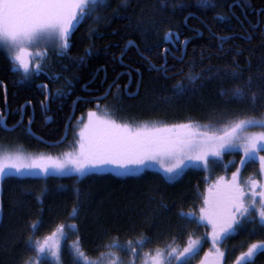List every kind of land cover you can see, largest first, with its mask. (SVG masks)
Segmentation results:
<instances>
[{"label":"trees","instance_id":"1","mask_svg":"<svg viewBox=\"0 0 264 264\" xmlns=\"http://www.w3.org/2000/svg\"><path fill=\"white\" fill-rule=\"evenodd\" d=\"M232 1L214 0L215 7L203 8L199 0H182L183 7L173 8L176 0H165L166 7H161V0H105L106 7L96 8L74 29L68 55L54 53L43 70L31 72L27 78L0 51V106L3 107L5 86L8 126L19 122L20 109L25 106L21 126L13 131L0 127V143L29 150L47 149L25 133L27 102L34 105V133L53 142L63 136L76 96H90L82 87L93 93L97 89L104 95L111 83L114 84L100 108L87 101L75 104L68 144L52 150L66 148L76 120L94 109H107L121 123L169 125L193 121L219 126L233 119L263 116L264 100L253 102L250 95L243 100L234 99L231 89L244 86L249 76L252 87L247 91L264 89V0H238L240 5L229 10ZM168 28L179 31L180 40L190 39L180 66L182 74L165 78L151 68L149 60L159 64L157 56L165 46L162 39ZM220 37H224L223 43ZM122 52L125 54L121 60ZM79 57H84L82 63ZM233 57L242 69L240 79H232L228 74L236 67ZM133 69H139L140 76ZM201 70V78L193 82L186 79L189 71ZM130 76L129 92L134 93L138 82L139 87L134 95L127 96L123 89ZM178 81L186 87L182 95L175 91ZM40 82L48 86L50 98L54 96L49 100V123H45L39 105L45 100L43 88L38 90L34 86ZM56 89H62L64 94H56ZM229 154L236 162L239 160V152L226 156ZM242 170L255 175L258 163L250 161ZM204 184L202 169H189L172 181L154 171L129 176L89 173L80 178L6 176L0 184V264H22L28 257L36 264H53L49 258L53 259L52 255L37 257L35 249L26 247L25 241L31 236L33 243L41 242L59 233L60 225L75 228L62 232L65 238L55 259L59 264H76V243L90 261L99 264L107 256L112 257L111 253L118 254L122 247L127 248V256L133 260L137 253L155 251L173 241L185 244L189 236L199 237L201 242L197 254L188 260V264H193L211 248L210 241L205 226L189 222L181 212H195L198 216ZM74 205L79 207L76 216L70 215ZM33 221L39 222L35 229L31 227ZM140 237L146 242L137 243ZM113 240L122 247L109 248ZM258 240H264V228L256 222L245 223L221 242L227 253L225 261L230 262L239 251ZM131 249H135V254ZM254 264H264V252L256 255Z\"/></svg>","mask_w":264,"mask_h":264},{"label":"snow or ice","instance_id":"2","mask_svg":"<svg viewBox=\"0 0 264 264\" xmlns=\"http://www.w3.org/2000/svg\"><path fill=\"white\" fill-rule=\"evenodd\" d=\"M199 4L203 8L215 7L214 0H199ZM89 6H91L90 10L86 11ZM106 6L105 0H0V45L15 50L11 59L15 62V66L23 70L27 78L31 75V69L25 57L31 58L32 53L25 45H30L42 38L52 40L57 42V54L67 56L71 48L74 29L96 8ZM166 6L165 0H161V7ZM241 6L247 7V5ZM172 7H183L182 0H176ZM262 34H264V29H262ZM248 35L251 36V33ZM179 36V31H174L172 28L165 30L162 39V43L166 45L161 57L163 63L156 64L149 60L151 68L162 73L165 78H168L172 70L167 62V55L170 52L167 45L173 47L186 45L190 39L185 37L180 41ZM220 39L223 43L224 37ZM131 43L130 41L129 44ZM178 50L182 56L183 47H179ZM236 51L239 52L240 49L237 48ZM124 54L121 53V60ZM173 58L180 59L181 57L173 54ZM83 60L84 57H79L81 63ZM233 60L236 67L231 68L228 74L232 79H240L242 69L235 61V57ZM41 67V64H36L37 70ZM133 70L137 73L140 71L139 69ZM202 72L203 70L201 72L189 71L186 79L193 82L201 78ZM118 76L119 73H117ZM55 78H58V75ZM68 83L71 84V81L69 80ZM42 87L47 88L48 86L42 85ZM251 87L252 77L249 76L244 86H235L231 89L232 98L243 100L250 95L253 102L256 99L264 100V89L260 92L246 90ZM185 90V85L178 81L175 88L176 93L182 95ZM56 94L63 95L64 92L62 89H56ZM87 115L88 121L79 130L80 139L75 150L64 152L58 157L31 155L21 151L0 153V178L13 172L23 174L32 170H39L44 174L75 172L84 175L90 170L110 168L120 174H131L148 166L150 162L156 161L168 174V179L172 180L182 173L188 162L199 161L206 167L209 157H221L228 151L243 153L240 158L242 166L250 161L258 160L261 174H264V155H260L264 152V131H247L251 127L264 128V116L233 119L222 125L214 126L200 125L193 121L171 125L155 122L121 123L107 109L103 114L89 110ZM31 119L29 117L30 123ZM4 127L7 128L6 123ZM240 171L238 167L232 173V180L225 186L223 196L205 198L206 207L200 208L199 216L195 212H181L189 222L199 224L206 220L212 228L208 235L211 236L214 245L222 242L230 234L237 233L245 223L256 222L264 228V184L259 185L261 190L257 193V181L252 180L251 187L248 189L251 199L246 200L245 187L238 180ZM257 197H259V205H257ZM253 211L257 215L250 219ZM78 214L79 207L74 205L70 215ZM38 223V221H33L31 227L37 228ZM65 228H75V225L59 226L61 232ZM145 242L144 237L137 239L139 244ZM128 244L131 247L132 241ZM199 245V237L189 236L188 243L182 250L171 248L170 251L165 252L163 249H157L155 255L151 257V264H169L173 256L177 264H188V260L197 254ZM25 246L33 247L37 257L46 251H51L53 258L59 257V246L55 245L53 250V247L48 246V238H45L43 243L39 241L33 243L30 236L25 241ZM108 247H121V245L113 240ZM131 250L135 254V249ZM73 251L76 264H80L81 261L83 264H96L89 260L81 250L79 243L74 245ZM260 252H264V240L250 243L247 250L242 251L236 257L234 264H254V258ZM111 255L115 256V253ZM208 255L209 253H205V257ZM226 255L225 251L216 248L217 262L224 260ZM22 264H36V261L28 257L22 261ZM201 264H205V261L202 260Z\"/></svg>","mask_w":264,"mask_h":264},{"label":"rangeland","instance_id":"3","mask_svg":"<svg viewBox=\"0 0 264 264\" xmlns=\"http://www.w3.org/2000/svg\"><path fill=\"white\" fill-rule=\"evenodd\" d=\"M25 47L28 48V50L32 53L31 58L25 57L29 62L31 72L40 71V70L36 69L37 63L41 64V66H42L41 70H43L44 69L43 65H46L48 63V61L52 59L53 54L57 52L56 51L57 42L52 41V40L43 39V38L38 39L37 41H34L30 45H25ZM0 51H3L11 59L13 52L15 50H10L5 46L0 45ZM12 62L14 64V68L23 72L22 69H19L18 66H15V62L13 60H12ZM93 111H96L98 114H103V112L99 109H94ZM87 114H88V111H86L83 115H81L76 120L77 122L74 124V132H73L72 140L69 142V145L62 150L53 151V150L41 148V149H38L36 151H32L29 149L28 150L23 149V147H21L19 145H14V144L10 145V144H6V143L5 144L0 143V153L21 151L25 154H31V155H46V156L50 155L53 157H58L64 152L73 151L78 147L77 142L80 139L79 130L88 121V115ZM263 116H264V114H263ZM257 118H259V117H257ZM195 123H197V122H195ZM157 124H159V123H157ZM197 124H200V123H197ZM200 125H204V124H200ZM247 131H249V132H260V131H264V128H260L258 126L257 127H251L249 129H247ZM235 152H239V156H240L239 160L237 162L235 161L233 155L229 154L230 156H228V157L226 156L228 153H235ZM241 155H243V153L240 151H228V152H225L221 157H209L206 167L202 162H199V161L188 162L185 165V167L183 168L182 173L177 175L175 179H178L179 177H181V175H183L189 169H202L203 180H205V184H204V187H203L202 193H201V206H200V208H202V207H206V205L204 203L206 197H209L211 199L214 196H223L224 195L225 186L228 184V182H230L232 180V173L235 172L237 170V168L239 167L241 169V171L239 173L238 180H239V183H241L245 187L246 200H250L251 195L248 192V189L251 187V181L252 180L257 181L256 191H257V193H259V191L261 190L259 185L264 184V174H261L260 165H259L258 160L256 161L258 163L257 174L250 175V173L242 172L243 171L242 169L245 167L246 164L243 166L241 165V162H240ZM260 155H264V152L260 153ZM234 163H235V165H234ZM215 168H218L220 171L214 172ZM146 171L157 172L164 179L169 180L168 174H166L164 172V170L161 167V165L159 164V162H156V161L150 162V164L148 166L143 167L138 172L131 173V174H120L116 171L111 170L110 168L109 169H100V170H90L86 174H89V173H109V174L116 175V176H129V175H138V174H141V173L146 172ZM86 174H84V175H86ZM84 175H80V174L75 173V172H63V173L55 172V173L44 174V173L40 172L39 170H32L30 172H26L23 174H17L15 172H13L9 175H5L4 177H6V176H16V177L76 176V177L80 178ZM3 178H0V184H1V181L3 180ZM175 179H172V180H175ZM172 180H169V181H172ZM257 205H259V197H257ZM199 215H200V211L198 213V216ZM256 215H257V213L255 211H253L251 213L250 219L253 217H256ZM200 223L205 226V231H206L205 235L207 236V239H209V241H210L209 243H210L211 248L206 250L197 259V261L194 260L193 264H201L202 260L205 261V264H234L236 257L242 251L247 250L248 245L245 249H243L242 251H239L233 257V259L230 262H226L225 259L217 262L216 258H215L216 248L218 247L221 251H225V249L222 248L221 242H219L215 245L213 244L211 236L208 235L212 231V228L210 225H208L207 221L204 220ZM47 238H48V246L53 247V250H54V246L58 245L59 251H60V246H61L63 239L65 238V233H62L60 231L56 235H52V236L50 235ZM44 241H45V239L42 240L41 243H43ZM187 243H188V241L185 244L173 241L170 244L169 243L165 244L164 246H162L159 249H163V250H165V252L170 251L171 248H177L178 250H182L187 245ZM200 246H201V242H200L198 250L200 249ZM167 247H168V250H166ZM118 251H120L118 254H115V256H112V257L107 256V259L104 262L99 263V264H110V262H114V264H151V257L153 255H155V252H156V250L155 251L147 250V253H143L141 255H139V253H137V255L133 257V260L131 259L132 260L131 261L129 259V256H127V248L126 247H122V248H120V250L118 249ZM46 252L47 253H44V254H47L48 256L52 255L51 251H46ZM148 252H150V253H148ZM205 253H209V255L207 257H205ZM44 256H46V255H44ZM49 258L51 259L53 264H59L58 262L55 261L56 258H53V259L51 257H49ZM169 264H177V260H176L175 256H173L170 259Z\"/></svg>","mask_w":264,"mask_h":264},{"label":"flooded vegetation","instance_id":"4","mask_svg":"<svg viewBox=\"0 0 264 264\" xmlns=\"http://www.w3.org/2000/svg\"><path fill=\"white\" fill-rule=\"evenodd\" d=\"M229 5H237V6H239L240 5V2L238 1V0H234V1H232ZM232 9V7H229V10H231ZM258 21H260L259 20V18H258V20H257V23H258ZM264 29V28H263ZM179 39V38H178ZM180 40V39H179ZM182 40H184V39H182ZM182 40H180V41H182ZM187 45V44H186ZM186 45H178L177 47H173L172 45H167V47L170 49V52L168 53V55H167V62H168V65L170 66V67H172V70L169 72V74H168V76L169 77H172V76H176V75H181L182 74V70L180 69L181 67V63H182V61H183V58L185 57V48H186ZM166 47V45L162 48V50H161V52L158 54V56H157V59H158V62L157 63H159V64H161V63H163V60H162V56H163V49ZM179 47H183V49H184V54L181 56V52L178 50L179 49ZM221 48V47H220ZM173 54H175V56L176 57H181L180 59H174L173 58ZM23 73V72H22ZM139 76H140V73L138 74ZM114 83H111V84H109V86H108V88H107V90H106V92L108 91V89H109V87L111 86L112 87V85H113ZM132 84V78H131V76L129 77V81H128V85H127V88H124L123 89V91H124V93H125V95H127V96H132V95H134L135 94V92H136V90L138 89V87H139V82L135 85V90H134V93H130L129 92V87L130 86H132L131 85ZM42 85H45L43 82H40V83H36V84H34V86H35V88H37L38 90H41L42 88H43V92L45 93V100H44V102L43 103H40L39 105H40V110H41V113H42V116L44 117V120H45V123H49V122H51V116H50V112H51V110H50V107H49V100L51 99V100H53V98H54V96L52 97V98H50V92H49V89H48V87L47 88H44V87H42ZM111 89V88H110ZM110 89H109V91H110ZM82 90L84 91V92H86V93H88V94H90V96L89 97H87V96H85V95H77L76 96V99L78 100L76 103H78L79 101H87V102H90V103H88V104H92L95 108H100L101 107V104H102V101L104 100V99H106L107 97H108V93H107V95H106V97H104L103 99H101V100H99L98 98H100V97H102V96H104L105 94H106V92H105V94L104 95H102V94H100V92L99 91H97V89H96V92L95 93H93V92H91V90H87V89H85L84 88V86L82 87ZM3 92H4V102H3V107H1L0 106V116H2V118H5V122H6V120H7V117H8V115H9V106H8V103H7V101H6V88H5V86H3ZM48 95V96H47ZM28 103V106H29V115H28V117H27V121H26V124L24 125V128H25V133L30 137V138H33L35 141H39L40 142V146H44V147H48L47 149L48 150H52V149H54V148H57L58 146H62V145H64V144H68V139H69V132H68V135H67V137H66V139H65V141L63 142V143H61V144H58V145H55V146H47V145H45L41 140H39V139H36L35 137H34V135H36V136H39V135H37L36 133H34V131H33V129H32V127H31V123H32V121H33V119H34V115H35V112H34V105H33V103L32 102H27ZM58 103H61V102H58ZM55 105V104H54ZM25 106L23 105L22 107H21V109H20V112H19V118H18V121H20V125H18V126H21L22 125V121H23V118H24V116H25V108H24ZM61 107V104H59V106H58V108H60ZM72 107H73V104H72ZM29 117H31L32 119H31V123L29 122ZM74 117V116H73ZM73 121V120H72ZM72 121H71V123H72ZM7 124V123H6ZM16 125V124H15ZM8 126V125H7ZM29 130H30V132H29ZM13 131V130H12ZM40 138H41V136H39ZM61 139V138H60ZM56 141H58V140H56ZM53 142H55V141H53ZM23 145H25V144H23ZM29 149V148H28ZM28 149H26V150H28ZM46 149V148H45ZM38 150V149H37ZM32 151H36V150H32ZM54 151V150H53Z\"/></svg>","mask_w":264,"mask_h":264},{"label":"water","instance_id":"5","mask_svg":"<svg viewBox=\"0 0 264 264\" xmlns=\"http://www.w3.org/2000/svg\"><path fill=\"white\" fill-rule=\"evenodd\" d=\"M129 45H130V44H127V46H129ZM106 95H107V93H106L104 96H102V97H100V98H98V99L101 100V99H103L104 97H106ZM47 96H48V95H47ZM77 101H78V100L75 99L74 102H73V107H72V110H71V114H70L69 118H68L67 121H66L65 129H64V133H63V136L61 137V139H59L58 141H55V142H49V141L43 140V139L40 138L39 136L34 135V137H35L36 139L41 140V141H42L45 145H47V146H55V145H58V144L63 143V142L65 141L67 135H68L69 124H70V122H71L72 119H73V116H74V109H75V104H76ZM5 123H6V122H5V118H2V120H0V127H1L3 130H5V131H12V130H14L18 125H20V121H19L18 124L14 125V126H12V127L7 126V128H5V127H4V124H5ZM29 132H30V130H29Z\"/></svg>","mask_w":264,"mask_h":264}]
</instances>
